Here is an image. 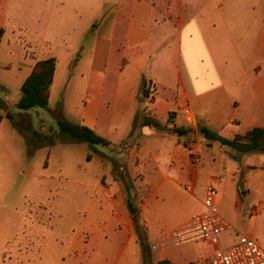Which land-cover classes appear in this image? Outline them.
I'll return each mask as SVG.
<instances>
[{
  "label": "crops",
  "instance_id": "0c3cea01",
  "mask_svg": "<svg viewBox=\"0 0 264 264\" xmlns=\"http://www.w3.org/2000/svg\"><path fill=\"white\" fill-rule=\"evenodd\" d=\"M8 1L0 0L1 16H4L3 6ZM115 1L113 7L116 9L128 8V17L123 19L122 12H116L106 68L90 72L89 95L77 114L72 113L64 101L52 105V89L58 73L55 59L46 108L53 123L64 121L90 129L109 143L99 145L112 155H105L88 145L96 154H103L105 161L86 168L78 164L73 175L68 161L72 147L62 148L55 146L54 142L45 147L43 152L49 169L44 182L54 185L73 182L81 187L91 181V174H85L86 169L95 174L92 194L82 203L81 195L73 198L74 211L84 209L77 218L74 240L66 244L50 243L61 252L62 264H141L140 251L146 260L148 258L149 264L163 260L171 264H210L213 247L210 249L206 242H193L153 251L152 254L147 251L148 245L151 246L160 233L178 228L200 214L204 210V190L210 183H220L217 186L218 207L222 217L226 189L229 198L237 202L233 186L226 183L229 177L220 176L218 166L230 169L232 177L238 176L240 168L250 175L258 171L264 176V162H257L258 159L264 160V153L236 152L231 155L227 147L208 140L199 132L200 128H205L232 140L253 128L264 127V0H221L215 7L210 0L190 2L188 14L184 8L185 0H170L168 3L163 0L157 5L144 0L130 4L129 0ZM230 3H233L232 8L226 7ZM112 11L113 8L108 13ZM215 11L219 15L217 23L209 19ZM1 20L0 17V28H3ZM119 23L124 27L122 34ZM231 33L243 38L239 46L233 44ZM47 43L43 39L38 50L42 51ZM6 46L10 51V43L7 42ZM72 52L77 54L76 49ZM92 55L95 56V50ZM47 58L54 57L38 53L27 59L21 56L16 74L11 75L18 89L36 63ZM2 65L0 61V68ZM110 77L113 78L111 90L108 98H104L103 91ZM7 81L6 75L2 74L0 85H7ZM152 89H155L153 107L137 111L135 99L142 101ZM183 101L190 105L193 122H188L181 113ZM16 115L29 117L26 113ZM158 117L163 121H157ZM144 118L159 123L160 127L142 126ZM174 128L180 129L181 133H175ZM56 131V135L68 139ZM127 134L134 136L136 141L125 144ZM162 137L165 142L155 140ZM120 144L125 146L117 150ZM135 144L138 145L136 154L132 150ZM217 147L223 155L218 166L214 151ZM164 151L165 161L159 157ZM193 152L198 153L201 164L194 171L195 190L189 194L183 186L192 176ZM115 159L126 160L133 166L114 169ZM125 169L131 171L134 179L133 192L138 197L135 204L133 194L131 196L128 190L125 192L122 186L119 173ZM36 178L38 180V176ZM73 178L77 180L71 181ZM201 178L205 180L201 181ZM58 227L56 231L59 233L68 231L65 222ZM83 233L90 235L86 246L89 257L80 251L77 242ZM237 235L235 233V238ZM68 254L70 259H65Z\"/></svg>",
  "mask_w": 264,
  "mask_h": 264
},
{
  "label": "rangeland",
  "instance_id": "374dc122",
  "mask_svg": "<svg viewBox=\"0 0 264 264\" xmlns=\"http://www.w3.org/2000/svg\"><path fill=\"white\" fill-rule=\"evenodd\" d=\"M129 1L130 4L138 0ZM144 1L157 5L163 0ZM185 1L187 4L184 8L188 14L190 10L188 3L203 0ZM209 2L215 7L221 3V0ZM115 3V0H9L3 6L4 16L0 14L4 28L0 43V61L3 63L0 77L2 74L6 75L8 84L0 85V264H62L61 252L56 250L50 241L66 244L74 240V229L78 225L77 218L82 215L84 209L74 211L76 206L73 198L75 195L76 197L81 195L82 203L86 196L92 194L95 184L92 180H95V174L92 170L86 169L85 174H91V181L81 187L73 182L55 185L44 182L49 162L45 159L43 150L50 142L66 149L72 147V150H69L68 161L69 171L73 175L78 164L79 167L86 168L91 164L98 165L105 161L103 154H96L87 143L67 141L68 139L56 135L58 126L57 123H53L49 110L36 108L29 112H19L15 104L20 97V89L11 75L16 74V65L20 62L21 56L27 59L34 53L45 57L52 54V57L58 61V73L55 87L52 89V105L64 101L65 106L67 108L69 106L71 112L77 114L89 95L90 72L96 68L100 70L106 68L109 37L116 12L120 10L123 19L128 17V8L118 10L113 7ZM232 6L233 3L226 5L228 8ZM111 8L113 11L109 14ZM192 12L195 13L196 10ZM209 19L217 23L218 13L215 11L210 14ZM119 24V32L122 34L124 27ZM231 35L233 44L239 46L243 38L234 33ZM43 39L48 43L40 51L38 49ZM7 42L10 43V51L6 50ZM74 49L77 51L76 55L72 52ZM94 50L95 56H91ZM112 64L111 68L114 67ZM112 80L110 77L105 86L104 98H108ZM154 96L155 89H152L150 95L143 97L142 101L135 99L137 111L143 112L152 108ZM16 113H26L29 117ZM9 116L11 119H8ZM156 120L163 121L159 117ZM124 140L125 144L136 141L134 136L128 134ZM155 140L165 142L164 137ZM125 144L117 146V150L123 149ZM93 147L105 155H112V152H108L100 145ZM227 148L231 155L236 154L234 149ZM214 151L215 163L218 166L223 155L218 147ZM87 156L88 163H86ZM159 157L165 161L167 158L165 151ZM207 161L206 159L205 162ZM257 162L262 163L264 160L258 159ZM130 163L115 159L113 167L115 169L118 166H133ZM217 168L220 176L229 177L226 180L227 186L229 184L233 186L237 199V202H233L226 189L223 218L231 224L232 230L220 235V246L228 247L233 244L236 239L235 233L252 236L264 244V176L258 171L250 175L248 171L240 168L238 176L232 177L230 169L224 170L222 166ZM119 175L124 191L128 190L131 196L133 194L132 201L135 204L138 197L133 192L134 179L131 177V171L125 169ZM74 180L77 178L71 181ZM202 180L205 179L201 178ZM240 184H242L241 188ZM217 186L219 187L220 183ZM241 192L246 194L242 196ZM64 222L68 231L65 234L59 233L56 230L58 226H63ZM89 240L88 233H83L77 238L80 251L87 257L89 255L86 246ZM195 243H203V241ZM147 251L149 254L153 253L149 245ZM67 256L65 259H70L71 255ZM149 258L151 261V256ZM140 259L141 264H149L148 258L146 260L142 251H140Z\"/></svg>",
  "mask_w": 264,
  "mask_h": 264
},
{
  "label": "built area",
  "instance_id": "2783aa9c",
  "mask_svg": "<svg viewBox=\"0 0 264 264\" xmlns=\"http://www.w3.org/2000/svg\"><path fill=\"white\" fill-rule=\"evenodd\" d=\"M180 105L184 118L188 122H193L189 103L183 101ZM132 150L136 154L138 145H133ZM200 164V156L193 152L191 154L192 176L183 186V189L189 194L195 190L194 171ZM220 181L218 180V182ZM218 197L217 185L215 183L208 184L205 187L202 201L204 210L180 227L160 233L151 244V250H163L203 241L213 247L210 264H264V244L252 236L238 233L233 244L225 248L220 246V235L226 231H231L232 226L220 214Z\"/></svg>",
  "mask_w": 264,
  "mask_h": 264
},
{
  "label": "trees",
  "instance_id": "16d2710c",
  "mask_svg": "<svg viewBox=\"0 0 264 264\" xmlns=\"http://www.w3.org/2000/svg\"><path fill=\"white\" fill-rule=\"evenodd\" d=\"M4 35V28H0V43ZM55 58H47L40 60L34 66L30 75L25 79L20 87V97L15 107L19 112H29L36 108L46 109L49 100V89L53 82L55 73ZM142 126H152L159 128V123L144 118L141 122ZM58 131L68 139L87 143L89 146L109 145L107 141L95 135L90 129L79 125L70 124L64 121L57 122ZM175 133H181L180 129L174 128ZM199 132L202 136L212 142L218 143L222 147H229L237 153L251 154L264 153V127L253 128L246 132L245 135H236L234 139L228 140L210 132L205 128H200ZM130 211L134 214V210L130 207ZM157 264H171L167 260L159 261Z\"/></svg>",
  "mask_w": 264,
  "mask_h": 264
},
{
  "label": "water",
  "instance_id": "95a60500",
  "mask_svg": "<svg viewBox=\"0 0 264 264\" xmlns=\"http://www.w3.org/2000/svg\"><path fill=\"white\" fill-rule=\"evenodd\" d=\"M242 187V184H240V188ZM246 193L245 192H241V195L244 196Z\"/></svg>",
  "mask_w": 264,
  "mask_h": 264
}]
</instances>
